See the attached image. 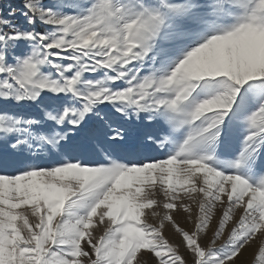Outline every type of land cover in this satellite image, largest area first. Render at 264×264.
<instances>
[{
	"label": "snow or ice",
	"instance_id": "1",
	"mask_svg": "<svg viewBox=\"0 0 264 264\" xmlns=\"http://www.w3.org/2000/svg\"><path fill=\"white\" fill-rule=\"evenodd\" d=\"M0 264H264V0H0Z\"/></svg>",
	"mask_w": 264,
	"mask_h": 264
},
{
	"label": "rangeland",
	"instance_id": "2",
	"mask_svg": "<svg viewBox=\"0 0 264 264\" xmlns=\"http://www.w3.org/2000/svg\"><path fill=\"white\" fill-rule=\"evenodd\" d=\"M178 219H179V217H178ZM245 255H246V257H248L249 259L251 258L249 253H246Z\"/></svg>",
	"mask_w": 264,
	"mask_h": 264
}]
</instances>
